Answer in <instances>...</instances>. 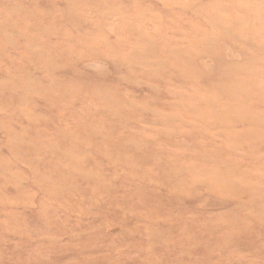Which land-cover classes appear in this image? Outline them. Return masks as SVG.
Here are the masks:
<instances>
[{
	"label": "rangeland",
	"instance_id": "obj_1",
	"mask_svg": "<svg viewBox=\"0 0 264 264\" xmlns=\"http://www.w3.org/2000/svg\"><path fill=\"white\" fill-rule=\"evenodd\" d=\"M0 264H264V0H0Z\"/></svg>",
	"mask_w": 264,
	"mask_h": 264
},
{
	"label": "bare ground",
	"instance_id": "obj_2",
	"mask_svg": "<svg viewBox=\"0 0 264 264\" xmlns=\"http://www.w3.org/2000/svg\"><path fill=\"white\" fill-rule=\"evenodd\" d=\"M29 40V39H28ZM29 44V43H28Z\"/></svg>",
	"mask_w": 264,
	"mask_h": 264
}]
</instances>
